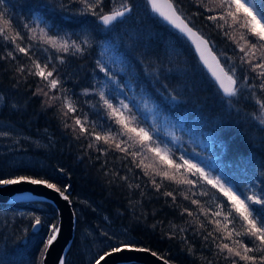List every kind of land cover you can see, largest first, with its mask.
Segmentation results:
<instances>
[{
  "label": "trees",
  "instance_id": "16d2710c",
  "mask_svg": "<svg viewBox=\"0 0 264 264\" xmlns=\"http://www.w3.org/2000/svg\"><path fill=\"white\" fill-rule=\"evenodd\" d=\"M40 2L41 0H5L4 4H0V11L6 12L7 16L12 18L16 30H19L24 37L19 41L21 46H31L33 59H39L44 63L52 57L51 63L58 69L63 87L69 90L68 95L75 102L74 106L78 111L64 117L62 113L66 109L62 107V99L49 101L42 94L33 95L38 86L44 87V82L39 77L28 75L27 71L24 73L17 71L19 67H24L26 70L31 68L32 60L22 53L15 52V45L5 42L2 37H0V57L5 56L6 51L12 50L16 59H0V89L7 98L14 99L19 106L17 111L5 106L2 117L12 121H15L12 119L15 118L25 126L31 125L36 131L48 128L57 140L58 151L61 152V155L58 152L57 156L59 169L63 168L64 171L61 173L58 171L62 175L60 180L48 178L50 182L56 183L62 190L68 186L67 193L75 209L80 203L76 194L80 193V189L86 188L113 224L127 228L137 238L138 246L150 249L174 264H232V259H235L237 264H245L238 257L226 258V250L220 252L217 247L222 243H229L230 246L235 247L232 244V240L235 239H243L252 246L247 237L237 238L233 235L228 238L226 230H218L217 225L210 222L214 219L222 221L224 213L221 217L212 216V212L217 210L218 203L225 204V212L230 208V203L222 193L202 182L190 187L155 177L161 184L158 192L151 184V168L147 169L150 175H144V170L136 166L131 156L126 157L124 153L114 148L109 149L108 145L102 142L96 145L93 137L80 135L78 128L73 131L71 126L74 125L75 116L79 115L83 120V114L87 113L89 121H97L98 125L105 127L111 125L114 130L118 128L112 121L107 120L103 111L97 115V110L92 104L98 100V97L84 94L86 89L101 87L106 80L104 74L96 67L97 59L109 63L111 69L119 75L121 83L131 80L135 84V77H140L143 82L145 70L151 72L162 65L165 71L160 77L161 83H166L170 90L178 93L183 103L179 107H163L159 105L158 98L154 94L149 95L151 89L142 90L141 86L132 90L126 89L127 95L135 98L128 102L134 106V111L142 125L158 132L155 136L162 145L167 143V147L172 149L175 156L186 154L198 163L207 161V157L212 156V161L202 164L206 168L208 163L213 164L216 171L218 168L223 175L230 176L232 184L245 191L253 182L257 188H264L262 183L264 175H261L264 172L262 167L264 125H261L258 119L251 117L252 110L261 115L255 100L250 96L238 102L236 98H232L233 103L228 104L226 102L228 98L218 93L216 85L199 64L189 43L153 14L145 0H131L132 13L108 36L119 46L121 53L131 52V57L134 59H129V65H111L110 54L101 56L102 34L91 40V47L86 48L83 54L58 53L42 43L41 37L30 34L23 28V23L27 22L34 26L35 21L39 19L40 27H44L46 21L49 27L56 25L60 35H67L79 41L83 38L79 34L82 25L78 21L87 19L94 21V18L75 15L80 9L79 4L73 5L68 11L61 10L60 5L67 6L68 0H51L55 7L49 9L48 14L45 15L43 9L35 7ZM174 2H177V7L190 24L210 41L225 68L234 66L237 69L238 83H242L243 75L248 72V66L242 65L240 60L243 54L239 52V46L244 44L240 39L242 30L227 26L223 29L218 28L216 24L223 22L208 20L206 17L214 13L206 12L203 7L198 8L197 0H174ZM121 3L123 0H104L103 8L108 12L118 8ZM204 3L214 7L209 0H204ZM12 34L14 33H9ZM29 35H34L35 38L30 40ZM149 44L152 46L151 51L159 56V62L156 55H149L145 59L144 53ZM245 47L247 48V45ZM56 57H63L64 63L61 64ZM140 61H144L143 65L139 63ZM148 61H151V65ZM165 76L167 79L164 78ZM244 87L247 88V85ZM51 93L60 95L55 90ZM245 95L248 93L246 92ZM257 96L264 99V94L259 91ZM144 100H147V104L143 102ZM49 103L52 104L51 107L48 106ZM243 112L247 115L244 116ZM65 121L70 127L65 128ZM214 129H222V131H218L215 137L210 138V133ZM95 131L101 132V128L98 126ZM89 144H93V147L90 148ZM98 148L108 151L101 152L97 150ZM233 158L237 163L240 161L243 163H238L236 166L229 165ZM144 163L150 165L153 161L149 158ZM82 172L87 173V176L83 177ZM125 176L128 177L127 180L121 179ZM179 178L177 176V179ZM137 184L140 187H135ZM167 191L173 192L176 196L175 201L172 197L163 194ZM202 191H206L208 195H200ZM185 195L189 199L186 200ZM192 199L201 202V206L208 211L207 217L200 211L199 206L191 203ZM44 204H47L53 218L56 219L55 207L49 202ZM185 208L193 215L189 216L184 212ZM76 213L75 237L68 250L66 264H86L78 243L82 220L77 210ZM201 224L204 225L203 228L200 227ZM231 227L230 224L228 228ZM209 232L213 233L215 240L212 237H209L208 241L203 239ZM254 254L261 255V253Z\"/></svg>",
  "mask_w": 264,
  "mask_h": 264
},
{
  "label": "snow or ice",
  "instance_id": "6c2138e0",
  "mask_svg": "<svg viewBox=\"0 0 264 264\" xmlns=\"http://www.w3.org/2000/svg\"><path fill=\"white\" fill-rule=\"evenodd\" d=\"M4 3L5 0H0V4ZM103 3L104 0H68L67 6L65 4L60 5L61 10L68 11L73 5L79 4L80 9L75 15L91 16L94 18V27L92 26V21H78L81 25L87 24L92 27V31L86 33L84 38L79 41L67 35H60L56 25L49 27L46 21L45 26L40 27L39 19L35 21L34 26L27 22L23 23L22 26L27 29L28 33L41 37V42L56 52L72 53L73 55L76 53L83 54L86 48L91 47V40L98 38L102 34L103 39H101L100 44L103 51L101 56L110 54L109 61L111 65H129V59H134L131 57V52L125 51L121 53L119 46L110 40L108 36L116 30V26L119 23L124 22V18L132 13L133 5L131 0H123V3L118 8L108 12H105ZM209 3L214 5V7H209L204 3V0H197L198 8L203 7L206 12L214 13L206 17L208 20L222 21L223 23L216 24L221 29L227 26L228 28L242 30L240 39L244 41V44L239 46V52L243 54L240 60L242 65L246 64L248 66V72L243 75L242 83H238L236 77L237 69L234 66L226 69L212 51L209 41L193 30L190 22L177 7V2H174V0H146V5L153 14L161 18L171 28L175 29L195 45V49L199 53V59L211 70V76L217 86L218 93L228 98L226 102L231 105L233 103L232 98H236L238 102L240 99H248L250 96L255 100V104L259 106L261 113L256 119L259 120L261 125H264V99L257 96V91L264 94V0H209ZM35 7L43 9L45 15H47L48 10L55 6L51 3V0H41ZM10 32L14 34L9 35ZM225 34L227 35V33ZM0 37L5 42L15 45V52L22 53L32 60L31 68L26 70L24 67H19L17 71L21 73L27 71L28 75L39 77L41 81L45 82L44 87L49 91H45L44 87L38 86L33 95L42 94L48 97L49 101L62 99V107L66 109L62 113L64 117H67L69 113H77L78 109L74 106L75 102L68 95L69 90L63 87V81L59 78V71L51 63L52 57H49L44 63H41L39 59H33L34 53H31V46H21L19 41H22L24 37L19 30H16L12 18L8 17L4 11H0ZM34 38V35H29L28 37L30 40ZM245 45H247V48ZM151 47V44L146 47L144 53L145 59L149 55H156L154 51H151ZM156 47H159L158 43ZM14 51H6L5 56L0 57V59L11 58L15 60ZM56 59L61 64L64 63L63 57H56ZM156 59L159 62L158 55H156ZM148 62L151 65V61ZM139 63L143 65L144 61H140ZM96 67L100 73L104 74L106 80L101 87H93L91 90L86 89L84 94L98 97V100L92 104V107L97 110V115H99L100 111H103L107 120L112 121L118 128L114 130L111 125H107L106 127L105 125H98L97 121H89L88 114L84 113L83 120L79 115L75 116L74 125L71 126L72 130L76 131L78 128L80 135L93 137L96 145L102 142L104 145H108L109 149L114 148L124 153L126 157L131 156L133 162L136 163L137 167H141L144 170V175L146 176L150 175L147 169L151 168V184L158 192L161 189V184L157 182L155 177H160L161 180L173 181L177 185H187L190 187L202 182L204 185H209L212 189L222 193L227 198V202L230 203V208L225 212V204L218 203L216 206L217 210L212 212V216L221 217V214L224 213L222 221L221 219H214L210 222L215 223L218 230H226L228 238H231L233 235L237 238L247 237L252 246L245 243L243 239H235L232 240V244L235 247L230 246L229 243H222L217 245V247L220 252L226 250V258L238 257L245 264H264V188H257L253 182L245 191H241L237 186L232 184L230 176L215 174L212 170L215 167L213 164L208 163L207 168L202 166V163L212 161V156L207 157V161L202 163H197L195 159L188 158L184 154L176 157L171 148L166 145L162 146V142L152 134V130L149 127L142 125L139 116L134 111V106L128 102L135 98L129 97L125 90H132L134 87L141 86L142 90L151 89L149 95L152 96L154 94L158 98L160 106L173 108L179 107L183 103L178 93L170 90L166 83H161L160 77L165 71L163 66L161 65L160 68L151 72L145 70L143 82L140 77H135V84L131 80L121 83L119 75L111 69L109 63L102 62L101 59H97ZM248 73L253 75H249ZM164 78L167 79V76ZM245 84L247 88L244 87ZM53 90L58 91L60 95L49 96V92ZM246 92L248 95H245ZM143 102L147 104V100ZM86 103L92 102L86 101ZM48 106L51 107L52 104L49 103ZM64 126L65 128L70 127L66 121ZM98 126L101 128L103 134L95 131ZM218 131H222V129L212 130L210 138L215 137ZM8 135L9 133L7 132H0V136ZM117 137H119V142H117ZM89 147H93V144H89ZM97 150L105 153L108 151V149L104 148H98ZM195 155L199 156V154ZM149 158L153 163L150 165L145 164L144 161ZM137 159H139L138 163ZM238 163H243V161ZM58 171L63 172L64 169L60 168ZM217 171H219L218 168ZM261 175H264V172ZM177 176L180 178L177 179ZM121 179L127 180L128 177H121ZM22 182L31 185H43L48 189L54 190L63 200L69 201V196L65 194L68 186H65L62 190L56 183L50 182L43 177L34 178L29 175H17L14 178H0V186L19 185ZM129 187H132V185H129ZM135 187L138 188L140 186L137 184ZM163 194L172 197L173 201L176 199V196L171 191L164 192ZM200 195L206 196L208 193L202 191ZM184 198L186 200L189 199L187 195ZM14 199L34 200L35 197L31 194H18ZM191 203L199 206L200 211L206 217L208 216V211L201 206L199 200L192 199ZM183 211L187 212L189 216L193 215L187 208ZM26 216L32 220L31 229L33 235L39 234L45 224L47 226L46 236L41 241L43 244L41 256H43L57 242L62 232V221L58 222L59 216H57L53 221L46 222L34 212L27 213ZM222 222L223 228L221 229ZM230 224L232 225L231 229L228 228ZM200 227L203 228L204 225L201 224ZM181 231L184 230L181 229ZM104 235L109 240L116 239L117 243L111 246L109 250H105L99 258L95 259V264H101V261L105 257L124 251H149V249L139 247L130 240L121 241L107 232ZM209 237L215 240L212 232H209L203 239L208 241ZM254 253H261V255L257 256ZM151 255L156 256L157 253L153 251ZM0 264H10L2 252H0ZM59 264H66L65 258H60ZM165 264H168V261H165ZM232 264H237V261L232 259Z\"/></svg>",
  "mask_w": 264,
  "mask_h": 264
},
{
  "label": "rangeland",
  "instance_id": "374dc122",
  "mask_svg": "<svg viewBox=\"0 0 264 264\" xmlns=\"http://www.w3.org/2000/svg\"><path fill=\"white\" fill-rule=\"evenodd\" d=\"M86 21L92 20L87 19ZM92 22L94 27L95 22ZM80 30L79 34L84 38L86 33L92 31V27L85 24L82 25ZM236 77L238 79L237 75ZM44 90L49 91L46 87H44ZM52 95L50 91L49 96ZM0 98H2L0 99V115L2 116L7 100L1 90ZM45 99H48V97H45ZM10 106L13 109L17 108L14 103H10ZM243 114L244 116L247 115L246 112H243ZM258 116L259 114L256 111H251L253 119ZM5 119L0 118V132H7L9 135L0 136V178L29 175L34 178L40 176L45 179L60 180L62 175L61 172L58 173L59 162L57 160L59 151L53 133L48 128L36 131L31 125L25 126L15 118H12L15 121ZM152 134L155 136L158 135V132L152 130ZM59 153L61 155V152ZM184 155L191 158L186 154ZM228 164L238 165L235 158L230 160ZM202 166L205 167L204 164ZM212 170L215 174H222L214 168ZM82 174L83 177L87 176V173L82 172ZM79 191L80 193H77L76 197L80 203L76 210L79 212L82 226L78 234V243L84 254L86 264H92L105 250L117 243L116 239L109 240L104 235L105 232L114 235L121 241L137 242V238L127 228L113 224L86 188ZM33 212L41 216L46 222L55 219L51 209L44 203L22 202L0 208V252L6 256L10 264H40L41 262V251L43 249L41 241L46 236L47 226L45 224L39 234L33 235L32 220L26 216L27 213Z\"/></svg>",
  "mask_w": 264,
  "mask_h": 264
},
{
  "label": "water",
  "instance_id": "95a60500",
  "mask_svg": "<svg viewBox=\"0 0 264 264\" xmlns=\"http://www.w3.org/2000/svg\"><path fill=\"white\" fill-rule=\"evenodd\" d=\"M193 30L197 31L195 28H193ZM188 41L192 45V48L195 54L199 58V53L196 51L195 45L192 44L190 40ZM209 46L211 47L210 43H209ZM200 62L202 66L204 67V69L207 71V73L212 78L211 70L207 66H205L201 60ZM209 62L211 63V61ZM18 194H24V195L31 194L33 197H35V199L34 200L14 199V197H16ZM65 194L68 195L67 193ZM37 200H41V201L44 200V201H48L52 203L56 209L57 216H59L58 222L62 221V232L57 242H55L48 249L47 253L43 255L42 257V264H59L60 258L63 257L66 259L68 250L75 237L76 212H75L70 196H69V201H71V203H69V201L63 200V198L60 197L59 194L56 193L54 190L48 189L43 185H31L26 182H22L19 185L0 186V203L1 204H15L21 201L28 202V201H37ZM151 252L153 251H151L150 249L147 252L124 251L121 253H117V254H113L111 256L105 257V259L101 261V264H130V263L165 264V261H168V264H174L168 259L161 257L158 254L156 256H152Z\"/></svg>",
  "mask_w": 264,
  "mask_h": 264
},
{
  "label": "bare ground",
  "instance_id": "6f19581e",
  "mask_svg": "<svg viewBox=\"0 0 264 264\" xmlns=\"http://www.w3.org/2000/svg\"><path fill=\"white\" fill-rule=\"evenodd\" d=\"M40 1V0H39ZM1 90V89H0ZM1 92L5 95L6 97V100H7V104H6V107L8 106V108H10L11 110H14V111H17L19 110V106L18 104L16 103V101L14 99H11V98H7L6 94L1 90ZM10 103H14L15 105H17V108L13 109L11 106H10ZM0 118L1 119H5L4 117H2L0 115ZM6 120V119H5ZM130 264H133V263H130ZM134 264H138V263H134Z\"/></svg>",
  "mask_w": 264,
  "mask_h": 264
}]
</instances>
